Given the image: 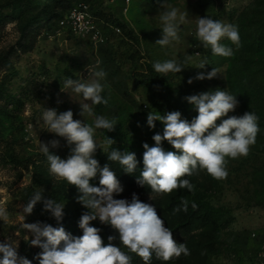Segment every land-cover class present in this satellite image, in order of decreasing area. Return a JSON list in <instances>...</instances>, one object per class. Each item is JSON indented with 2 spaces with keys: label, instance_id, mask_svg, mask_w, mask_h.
Instances as JSON below:
<instances>
[{
  "label": "rangeland",
  "instance_id": "obj_1",
  "mask_svg": "<svg viewBox=\"0 0 264 264\" xmlns=\"http://www.w3.org/2000/svg\"><path fill=\"white\" fill-rule=\"evenodd\" d=\"M79 3L88 6L101 29L99 39L79 34L72 25L70 12ZM164 3L187 12L179 40L167 46L156 44L163 35L159 17L166 10ZM207 16L238 27V48L222 41L233 49V56L213 55L197 40L196 21ZM167 60L185 68L160 76L153 63ZM202 61L208 63L205 68H195ZM213 68L218 69L217 77L195 79ZM100 69L107 73L101 81L107 105L91 104L82 94L64 88L67 78L87 83L93 78L91 73ZM216 89L237 96L239 104L229 117L245 112L258 117L260 132L250 154L229 159L224 180L206 171L185 177L194 191L185 188L156 194L133 187L122 197L131 201L136 194L140 201L153 205L170 230L189 222L184 243L190 255L182 254L176 264H253L257 249L264 245V0H0V206L9 214L6 222L0 221V243L16 242L18 254L29 260L42 251L30 244L34 237L22 224L61 227L60 221L44 211L43 199L65 203L64 215L71 218L88 211L78 202L75 186L49 174L47 159L39 151L40 142L56 139L60 146H49L50 152L62 159L70 155L64 138L44 130L45 108L58 113L71 110L74 119L89 125L96 116L115 118L114 131L96 130L102 149L97 148L94 158L102 168L114 148L135 153L143 164V144L155 146L152 137L162 135L164 127L156 121L150 129L149 112L179 111L190 122L198 113L185 97ZM86 103L91 114L85 111L82 116L81 105ZM107 137L115 141L111 147ZM162 147L175 151L167 141ZM92 181L99 183V175ZM41 190L43 199L32 214L25 215L24 207ZM69 227L66 232L71 234L73 225Z\"/></svg>",
  "mask_w": 264,
  "mask_h": 264
},
{
  "label": "clouds",
  "instance_id": "obj_2",
  "mask_svg": "<svg viewBox=\"0 0 264 264\" xmlns=\"http://www.w3.org/2000/svg\"><path fill=\"white\" fill-rule=\"evenodd\" d=\"M166 9L160 13L162 24V38L156 44L167 46L179 40L181 25L186 23L187 12H180L176 7L167 3L162 5ZM197 40L204 49H211L213 55L222 57L233 56V49L223 40H228L237 48L240 46L238 27L232 23H224L210 17H199L196 21ZM199 53H197L198 55ZM99 63V62H98ZM208 63L202 61L198 67L203 69ZM153 68L160 76L169 73L178 74L185 67L175 60L156 61ZM219 74L213 68L206 75L199 73L196 80H211ZM90 82H81L67 78L64 88H71L75 93L82 94L85 101L94 105H107L108 100L102 96L105 85L101 83L107 73L100 69L91 73ZM192 79L188 80L191 84ZM237 96L226 90L216 89L185 97L194 106L197 115L189 122L181 118L179 111H171L164 115L149 112L147 126L156 127L160 121L163 134H155L152 139L155 146L143 144V168L137 177V183L147 185L156 194H171L177 189L194 191V185L189 179L199 171H206L216 180H224L228 176L227 165L229 159L235 160L247 157L251 146L256 143L260 132L258 117L252 112H245L242 116H228L234 112L239 101ZM81 115L85 111L91 114L88 104H83ZM71 110L58 113L54 108H45L42 113L44 130L62 137L70 146L67 159L52 154L51 148L60 146L59 140L53 139L48 143H39V151L46 157L49 164V174L57 181H66L75 186L80 195L77 197L86 209L79 221L83 235L73 237L61 227L49 224L23 223L22 227L34 238L30 244L42 249L36 256L39 264H132V257L119 246L112 243L104 245L100 236V229L90 226V222L99 219L101 224L110 225L119 233L120 245L128 252L134 253L142 259L144 264H151L153 256L164 262L190 255L185 243H178L172 230L165 226V221L158 215L156 208L140 201L133 194L131 201L114 198L123 192V187L115 172L108 165L102 168L94 155L97 148L102 149L95 139L97 129L107 132L115 130L118 124L115 118L109 119L103 115L96 116L93 124L89 125L73 118ZM228 117L226 119H222ZM218 120H222L217 124ZM167 141L175 151H166L162 142ZM115 141L107 137V144L111 147ZM105 152V151H104ZM108 160L118 162L127 174L135 173L137 159L133 152H121L112 148L107 153ZM99 175V186H93L90 181ZM43 199V190L36 191L28 204L24 207V214H32L37 202ZM187 211V201L183 202ZM44 211L50 212L57 221L64 216L65 203H58L54 199H43ZM195 209L197 205L193 203ZM175 211H180L179 208ZM8 211L0 206V221L8 220ZM109 241L114 237L109 236ZM16 242L0 243V264H32L17 251Z\"/></svg>",
  "mask_w": 264,
  "mask_h": 264
},
{
  "label": "trees",
  "instance_id": "obj_3",
  "mask_svg": "<svg viewBox=\"0 0 264 264\" xmlns=\"http://www.w3.org/2000/svg\"><path fill=\"white\" fill-rule=\"evenodd\" d=\"M37 4L38 6H40L39 2ZM47 5H51L50 2ZM104 162L105 165L109 166L110 170L115 172L117 179L120 181L121 186L124 189L122 193L115 195L114 198L122 199L125 193L133 187H136L141 190L151 191V189L147 185L141 186L137 183V177H139L140 171L143 168V164L139 160H137L138 162L137 169L133 174H127L126 172H124L118 162L109 161L108 157H106ZM92 185L99 186V183L97 181H92ZM80 218H71L67 215H64L62 220H60V223H58V225H61L63 228H65V230L67 228H70L69 226L73 225V227H71L70 230L71 234L73 235V237H79L83 235V230L79 227ZM90 226L97 227L100 229L99 234L102 237L105 246L108 245L109 243H112L117 247L120 246L123 251H125L127 254H129L132 257V264H144L141 258L136 256L134 253L128 252L126 248H123V246L120 245L119 233L116 230H114L110 225L101 224L99 219H97L91 221ZM188 226H189V222L184 221L173 228L172 230L173 237L178 243H184L185 237L188 235ZM109 236L114 237V239L112 241H109L108 239ZM37 255L38 253H36L34 256L30 258L32 264H39L38 259H36ZM177 262H178V258L168 262H164L153 256L151 264H176Z\"/></svg>",
  "mask_w": 264,
  "mask_h": 264
},
{
  "label": "built area",
  "instance_id": "obj_4",
  "mask_svg": "<svg viewBox=\"0 0 264 264\" xmlns=\"http://www.w3.org/2000/svg\"><path fill=\"white\" fill-rule=\"evenodd\" d=\"M129 2V0H128ZM127 11V7L125 8ZM70 20L72 25L81 35H88L94 39H99L101 36V29L93 20L89 8L84 3H79L76 7L70 12ZM119 30V29H118ZM253 264H264V245L260 246L254 256Z\"/></svg>",
  "mask_w": 264,
  "mask_h": 264
}]
</instances>
